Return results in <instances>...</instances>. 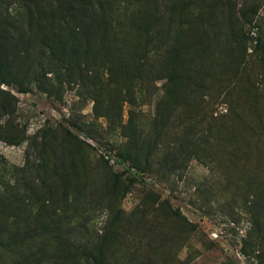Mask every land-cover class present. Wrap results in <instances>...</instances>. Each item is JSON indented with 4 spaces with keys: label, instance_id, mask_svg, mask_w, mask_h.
I'll return each instance as SVG.
<instances>
[{
    "label": "rangeland",
    "instance_id": "rangeland-1",
    "mask_svg": "<svg viewBox=\"0 0 264 264\" xmlns=\"http://www.w3.org/2000/svg\"><path fill=\"white\" fill-rule=\"evenodd\" d=\"M50 1L0 0V217L43 229L0 264H264V0H110L109 56Z\"/></svg>",
    "mask_w": 264,
    "mask_h": 264
},
{
    "label": "trees",
    "instance_id": "trees-1",
    "mask_svg": "<svg viewBox=\"0 0 264 264\" xmlns=\"http://www.w3.org/2000/svg\"><path fill=\"white\" fill-rule=\"evenodd\" d=\"M49 3L52 5V7L54 6L59 11H62V13L70 11L71 13H75V15H77L78 17L89 18L88 21L94 20L97 24L93 26L91 22L89 25H86V27L88 28L87 31L90 27L100 31V44L104 53L108 56L109 54L114 53L115 47H113V44L111 43L113 42L111 40V36H113V34L119 30V28L121 27V22L118 19V7L111 3L110 0H51ZM124 10L131 18L133 17V11L128 12V9ZM145 34V41L140 42L138 48L139 53L137 62L140 66H143L144 64L142 63L147 61V56L150 51L148 47V42H150V34L147 33V31L145 32ZM255 49L258 50L260 58L264 63V41L261 40V37L259 35L255 38ZM6 58L7 55L5 53L4 45L0 41V83H5L7 85L14 84L15 86H17L20 92H27L28 88L25 86L24 82L20 78H18L14 72L11 71ZM109 68L110 70H113V67ZM168 78L171 80L174 79L172 73H169ZM113 83L116 87L121 85L122 89H125L123 91L124 94L127 93V86L123 85L122 81L114 79ZM171 83H173V81H170V84ZM99 97L100 95L97 94L93 99V109L95 112H97L98 104L99 102H101ZM125 154L130 159V162L137 167L138 157L136 152L128 150L125 152ZM42 232V227H24L21 229L19 228L18 230H10L6 220L0 217V246H14L22 243L25 240L33 238L38 234H41ZM88 260L92 264H105L103 257H101L100 254L95 256V254L91 253Z\"/></svg>",
    "mask_w": 264,
    "mask_h": 264
},
{
    "label": "built area",
    "instance_id": "built-area-1",
    "mask_svg": "<svg viewBox=\"0 0 264 264\" xmlns=\"http://www.w3.org/2000/svg\"><path fill=\"white\" fill-rule=\"evenodd\" d=\"M111 162H113V160H111Z\"/></svg>",
    "mask_w": 264,
    "mask_h": 264
}]
</instances>
